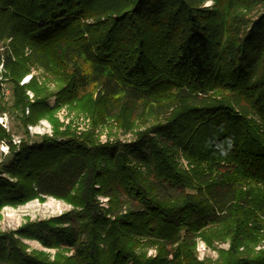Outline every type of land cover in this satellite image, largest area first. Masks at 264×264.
I'll return each instance as SVG.
<instances>
[{
	"label": "trees",
	"instance_id": "1",
	"mask_svg": "<svg viewBox=\"0 0 264 264\" xmlns=\"http://www.w3.org/2000/svg\"><path fill=\"white\" fill-rule=\"evenodd\" d=\"M0 39L12 85L0 113H17L25 134L39 118L53 124L10 148L1 169L15 182L0 176V209L46 198L73 209L17 231L71 256L50 261L0 234V264H212L197 261V238L229 241L214 264H264V0H0ZM29 65L93 122L156 124L121 146L60 131L47 95L30 102L24 89L40 88L19 85ZM142 239L157 259L136 256Z\"/></svg>",
	"mask_w": 264,
	"mask_h": 264
},
{
	"label": "rangeland",
	"instance_id": "2",
	"mask_svg": "<svg viewBox=\"0 0 264 264\" xmlns=\"http://www.w3.org/2000/svg\"><path fill=\"white\" fill-rule=\"evenodd\" d=\"M210 5L211 2H207L205 4L206 7ZM91 22H92L91 20L88 21V23ZM23 53L24 56H28L30 54V53L26 54L25 50ZM15 59L17 58L15 54L12 52L11 60L14 61ZM32 70H36L38 76H36L35 80H32L27 86H29L31 83L34 82L36 86L40 88L41 92L39 95H36L32 89L27 87L24 89L25 95L28 97L27 93L30 92L33 96L31 99V101L33 102L40 99L44 95H47L46 99H47V104L49 106L51 99L55 98V104L52 106V107H56L54 109L55 111L53 113V119L57 121L60 131H64L65 129H67L75 136H82L84 134L89 133L93 138L94 142L98 145L109 144V145L121 146V145L134 144L138 140L141 134L149 131L152 125L156 124L154 118H146V117L145 119H137V120L134 119L132 123L128 126H121L115 119H110L108 117H105L100 122H93L92 118L88 114L79 112L75 109H72L68 105H62L58 102L57 92L59 89V84L55 82L48 73L42 71L41 69H38L33 65H29L28 66L29 73ZM7 77L10 83V77L8 72H7ZM11 86L12 85L10 84L8 85V87ZM60 107L66 109V113L68 117H69V113L74 115L75 121H72V125L76 129H73L72 125H64L58 120V118H56V111L59 110L57 108ZM11 115H12V119L9 123L10 132L9 133L4 132L9 138L11 137V135H17L21 139L25 138L28 141L30 140V142L31 140L32 141L34 140L36 143L40 142L41 140V138H39L40 136H37L34 139L30 138L27 134L24 133L23 128L18 126V123L16 121V116H18L17 113H12ZM249 118H253L258 123V120L256 117H254V115H251ZM39 120L48 121L52 127V133H53V124L46 117L39 118L37 121ZM37 121H34L29 124H34ZM151 136L153 137L152 134ZM5 139L7 138H3V140ZM13 159H14V154H9L8 156L0 154V169L3 165H7ZM176 161L179 167L184 171L188 172L192 168L190 163L184 158L181 152L177 154ZM101 166L103 167V169L105 168L103 163L101 164ZM129 166L136 168V170L143 176H146L148 174V170L145 165H139L135 161L134 162L132 161L129 162ZM0 176L15 182V179L10 178L8 174L2 171V169L0 170ZM97 200L99 201V203H101L100 204L101 207L108 209L109 202L107 201L108 200L107 198L98 197ZM56 201H58L57 202L59 203L58 205L55 204L56 202L53 201V199L46 198L42 202L38 200H31L23 205H18L16 207L10 205L3 206L0 209V234L11 236L12 239L18 241L21 245L25 247V251L27 253L41 252L46 254L50 261L53 260V258L57 253H60L64 257L71 256V253H65L62 251L57 252L55 249H45L37 241L31 240L29 238H25L22 235L17 234V231L27 223H37L39 221L48 220L51 218L58 217L62 213H66L69 210H73L71 205L61 200H56ZM56 206H58L57 211H55ZM125 208H127V206L123 207L122 209L124 210ZM140 242H141L140 245L135 249L136 256L146 260H155L159 257V247L157 245L149 244L148 239H146V242L144 239H142ZM200 244H202V246L205 247L204 250L201 249ZM101 247L104 249L103 246ZM263 248H264V241L262 242L260 241L259 244L254 247L255 249L254 251H259ZM228 249H229L228 240L223 242H214L212 245H208L202 239L199 238L195 239L194 252L196 259L199 262L208 261L214 264L219 260L220 252L227 251ZM169 250H170L169 247L165 250L166 261L172 260V256L167 255V251Z\"/></svg>",
	"mask_w": 264,
	"mask_h": 264
},
{
	"label": "built area",
	"instance_id": "3",
	"mask_svg": "<svg viewBox=\"0 0 264 264\" xmlns=\"http://www.w3.org/2000/svg\"><path fill=\"white\" fill-rule=\"evenodd\" d=\"M6 43V44H5ZM7 42H4L0 39V96L3 100L4 103H8L11 100V89L10 87H8L9 83V79L7 77V70L5 69V58H4V53L3 50L6 49L7 47ZM25 53L28 54L29 50L26 49ZM10 54V59H11V52H9ZM36 76H38V73L36 70H32L30 73L28 72L26 75H24L20 81H19V85L20 86H27L32 80H35ZM7 77V78H6ZM29 93V94H28ZM27 95L31 101L32 99V94L30 92H28ZM32 102V101H31ZM50 106H53L55 104V98H52L50 101ZM59 110L56 111V118H58V120L63 123L64 125H72V121H75L74 115L69 113V117L66 113V109L65 108H57ZM68 112V111H67ZM30 114V109L29 107H26L24 109V115L25 116H29ZM12 119V115L10 114L9 111H3L0 113V129L3 130L6 133L10 132V128H9V123ZM73 126V125H72ZM73 129H76L74 126L72 127ZM26 134L30 137V138H35L37 136H51L52 135V127L50 125V123L46 120H39L34 124H28L26 125ZM22 142V139L17 136V135H11V137L9 139H5V140H0V154L2 155H9L10 154V148L13 146L16 149H18L20 143ZM53 199V198H51ZM56 203L55 204H59L57 203L58 201L54 200ZM58 210V206L55 207V211ZM201 249L204 250V246H202V244H200ZM262 247V246H260Z\"/></svg>",
	"mask_w": 264,
	"mask_h": 264
},
{
	"label": "clouds",
	"instance_id": "4",
	"mask_svg": "<svg viewBox=\"0 0 264 264\" xmlns=\"http://www.w3.org/2000/svg\"><path fill=\"white\" fill-rule=\"evenodd\" d=\"M229 147H231V144H229ZM221 154L226 155L227 153L221 149Z\"/></svg>",
	"mask_w": 264,
	"mask_h": 264
}]
</instances>
